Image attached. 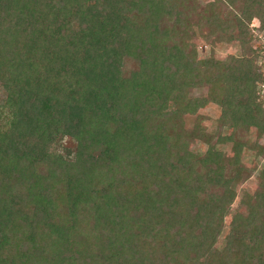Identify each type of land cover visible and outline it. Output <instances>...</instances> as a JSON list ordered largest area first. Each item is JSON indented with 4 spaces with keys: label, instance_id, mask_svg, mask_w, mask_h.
<instances>
[{
    "label": "trees",
    "instance_id": "16d2710c",
    "mask_svg": "<svg viewBox=\"0 0 264 264\" xmlns=\"http://www.w3.org/2000/svg\"><path fill=\"white\" fill-rule=\"evenodd\" d=\"M254 18L264 0H0V264H264Z\"/></svg>",
    "mask_w": 264,
    "mask_h": 264
},
{
    "label": "rangeland",
    "instance_id": "374dc122",
    "mask_svg": "<svg viewBox=\"0 0 264 264\" xmlns=\"http://www.w3.org/2000/svg\"><path fill=\"white\" fill-rule=\"evenodd\" d=\"M203 2L207 1V0H202ZM260 22L258 19L254 18L251 22V25L248 29L249 32H252V28L259 26ZM195 43L197 45V49L198 52L200 53L201 56L203 55H207L209 54V45L206 44L203 40H201L199 37L195 38ZM216 55L219 58H224L225 56H227L228 54H233V55H237L241 52L240 47L237 44H232V45H221L218 46L216 49ZM214 108L209 105L205 111H203L204 113L211 115V112L213 113ZM213 116H215V113L212 114ZM194 122V116H187V120H186V124L187 126H192ZM210 123V121H206L205 124L208 125ZM261 143L264 144V136L261 139ZM244 158L247 161H251L252 166L255 168V170L257 171L259 169V167L262 164V159L261 158H254V153L251 151H245L244 152ZM256 177L253 176L250 179H248L247 181H245L244 183H242L238 188H239V195L238 198L241 196V193L243 192V190L248 189L249 192H252L255 187H256ZM234 206H236V203L234 204ZM229 219V218H227Z\"/></svg>",
    "mask_w": 264,
    "mask_h": 264
},
{
    "label": "built area",
    "instance_id": "2783aa9c",
    "mask_svg": "<svg viewBox=\"0 0 264 264\" xmlns=\"http://www.w3.org/2000/svg\"><path fill=\"white\" fill-rule=\"evenodd\" d=\"M255 39V47L260 49L261 56L257 59V65L262 71L263 80L259 83L258 89V99L264 104V31L259 30L256 27L252 29Z\"/></svg>",
    "mask_w": 264,
    "mask_h": 264
}]
</instances>
